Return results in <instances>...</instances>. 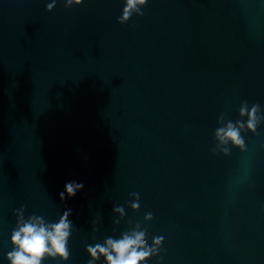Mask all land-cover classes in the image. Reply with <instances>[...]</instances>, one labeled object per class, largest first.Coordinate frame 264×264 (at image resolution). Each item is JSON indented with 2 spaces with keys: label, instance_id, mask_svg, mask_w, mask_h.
I'll list each match as a JSON object with an SVG mask.
<instances>
[{
  "label": "water",
  "instance_id": "water-1",
  "mask_svg": "<svg viewBox=\"0 0 264 264\" xmlns=\"http://www.w3.org/2000/svg\"><path fill=\"white\" fill-rule=\"evenodd\" d=\"M50 2L0 0V264L21 207L71 209L69 260L43 264L134 229L164 237L147 264H264V121L212 151L221 113L264 115V0H148L123 25L124 0Z\"/></svg>",
  "mask_w": 264,
  "mask_h": 264
},
{
  "label": "clouds",
  "instance_id": "clouds-1",
  "mask_svg": "<svg viewBox=\"0 0 264 264\" xmlns=\"http://www.w3.org/2000/svg\"><path fill=\"white\" fill-rule=\"evenodd\" d=\"M82 3L83 0H65V7ZM147 4L148 0H124L122 15L118 17V23L126 24L134 14L143 16L142 8ZM55 6L56 0H51L46 6V11L51 12ZM239 116L241 119L235 122L231 120L225 122V116L221 113L217 121L221 126L214 133V140H218L219 145H215L212 149L214 153L219 148V152L229 155L231 151L229 145L246 151L242 133L258 134V126L264 121L259 104L249 106L247 101L243 102L239 107ZM244 117H247L246 122ZM220 145L225 146L220 148ZM82 188V183L67 182L64 191L59 194V198L64 201L66 197H74ZM131 196L134 197V202L130 203V206L139 210V193H131ZM24 211L23 207L15 210L17 222L11 233L12 250L6 256L9 264H43V261L49 258L68 261L70 257L68 241L72 232V221L69 220L71 209L65 210L58 222L51 223H45L44 218L37 215H31L25 219ZM113 211L124 215L122 206L114 207ZM152 219L153 215L150 212L144 216L145 221ZM114 223L119 224V220H115ZM139 227L138 224L137 228ZM146 232L147 229H134L130 233H122L120 238L108 237L103 243L86 246V252L90 257L88 264H96L101 256L104 258V264H147L150 258L160 252L164 237H154L151 246H149Z\"/></svg>",
  "mask_w": 264,
  "mask_h": 264
}]
</instances>
